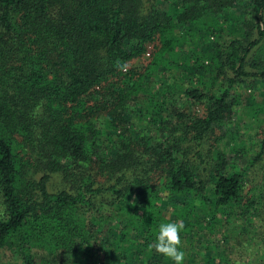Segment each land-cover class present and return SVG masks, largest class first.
I'll list each match as a JSON object with an SVG mask.
<instances>
[{
    "label": "trees",
    "instance_id": "trees-1",
    "mask_svg": "<svg viewBox=\"0 0 264 264\" xmlns=\"http://www.w3.org/2000/svg\"><path fill=\"white\" fill-rule=\"evenodd\" d=\"M254 80L264 0H0V250L175 264L148 245L182 220L183 264H264V125L251 147L240 127L264 113L243 102Z\"/></svg>",
    "mask_w": 264,
    "mask_h": 264
},
{
    "label": "rangeland",
    "instance_id": "rangeland-1",
    "mask_svg": "<svg viewBox=\"0 0 264 264\" xmlns=\"http://www.w3.org/2000/svg\"><path fill=\"white\" fill-rule=\"evenodd\" d=\"M263 52V50H262ZM263 54V53H262ZM147 53L143 56H141L138 59L134 60V64H142L146 61L147 59ZM255 81V80H254ZM263 81V80H262ZM251 82L250 85L247 83V81H244L241 83V85L239 86L243 95V102L245 100V98H247L249 101H256L258 104V107L261 105V103L264 102V81L263 82ZM257 106V105H256ZM245 114H242L241 118V122H240V127H241V132L243 135V139L245 141V145L247 147H251L252 145L254 146V144H256V142L258 140H261L260 138L263 136L260 134V131L262 129V126L264 125V113L263 112H259V116L260 119L259 121H255V122H247V119L249 118L250 115H247V112H244ZM232 157H234V152L231 153ZM235 160H237L238 164L241 165L243 164L244 158L242 157H234ZM254 169H252L249 172V177L251 179V181L254 182H259V185H261L260 188H263L264 186V159L260 160L256 166L253 167ZM247 175V176H248ZM53 184L51 185V188H53ZM55 187V186H54ZM263 208H260L258 210H255V214L251 215L252 218H254V220L256 222H259L258 220V216H259V212L262 210ZM2 211V206L0 205V213ZM262 224L264 223V213L262 216ZM248 222H245V224ZM236 230L238 232L242 231L243 232V227L240 224V221L237 222L236 224ZM244 235V234H243ZM245 237V235H244ZM241 244V245H240ZM238 245V247H243L247 250L246 255H255L257 254V249L255 247H253V242L251 241L248 245H244L243 243H240ZM234 251H235V245L233 246ZM246 258V257H245ZM236 263L238 262V264H241V262H244V257L239 259L236 257ZM241 260V261H240ZM0 264H18V259H16V257L11 256L9 254V250L8 249H1L0 250Z\"/></svg>",
    "mask_w": 264,
    "mask_h": 264
},
{
    "label": "clouds",
    "instance_id": "clouds-1",
    "mask_svg": "<svg viewBox=\"0 0 264 264\" xmlns=\"http://www.w3.org/2000/svg\"><path fill=\"white\" fill-rule=\"evenodd\" d=\"M118 69L127 71L126 64H117ZM185 229L182 220L159 225L156 241L148 245V251L153 250L166 258L171 259L175 264H183L185 252L182 249L181 232Z\"/></svg>",
    "mask_w": 264,
    "mask_h": 264
}]
</instances>
